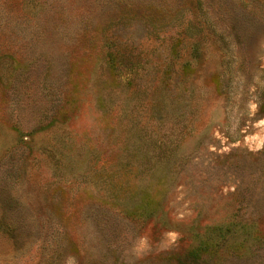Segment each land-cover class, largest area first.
Returning a JSON list of instances; mask_svg holds the SVG:
<instances>
[{
  "label": "rangeland",
  "instance_id": "obj_1",
  "mask_svg": "<svg viewBox=\"0 0 264 264\" xmlns=\"http://www.w3.org/2000/svg\"><path fill=\"white\" fill-rule=\"evenodd\" d=\"M0 264H264V0H0Z\"/></svg>",
  "mask_w": 264,
  "mask_h": 264
}]
</instances>
